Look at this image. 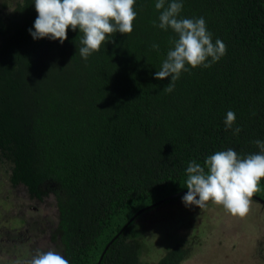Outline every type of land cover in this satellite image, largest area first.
<instances>
[{"label":"trees","instance_id":"1","mask_svg":"<svg viewBox=\"0 0 264 264\" xmlns=\"http://www.w3.org/2000/svg\"><path fill=\"white\" fill-rule=\"evenodd\" d=\"M3 1L0 158L11 165L8 185L55 207L51 236L70 264H97L138 211L182 198L190 162L203 165L229 148L242 157L260 151L254 142L264 141V0H182L180 16L203 17L213 42L227 50L208 68L187 66L170 93L163 89L171 78L154 77L176 34L154 26L156 0H136L133 31L109 37L114 42L86 60L79 29L69 28L63 44L34 40V0H12L10 8ZM229 110L236 119L226 129ZM255 194L263 203L264 179ZM137 220L101 264H150L134 232ZM187 255L177 245L157 264H181Z\"/></svg>","mask_w":264,"mask_h":264},{"label":"clouds","instance_id":"2","mask_svg":"<svg viewBox=\"0 0 264 264\" xmlns=\"http://www.w3.org/2000/svg\"><path fill=\"white\" fill-rule=\"evenodd\" d=\"M135 3L136 0H34L37 17L29 34L34 40L47 38L63 44L68 39L69 28L72 31L79 29L82 33L79 53L86 60L102 45L114 42L109 37L133 31V22L137 17ZM165 5L166 0H156L155 8L160 11L159 24L155 21L153 24L165 31L170 28L176 38L170 40L173 47L168 50L154 78L164 80L170 77V83L163 89L170 93L181 72L188 70L187 66L208 68L225 55L227 49L220 39L213 42L203 17L180 16L182 0H171ZM151 47L159 51L158 44ZM235 119V113L229 110L224 121L226 129L232 128ZM240 131L239 127L234 129V133ZM254 143L260 149L258 153L242 157L229 148L208 156L203 165L190 162L186 169L188 191L182 202L201 209L212 201L222 205L233 216L247 215L252 197L259 191L260 181L264 179V141ZM26 264H70V261L53 248L37 250Z\"/></svg>","mask_w":264,"mask_h":264},{"label":"rangeland","instance_id":"3","mask_svg":"<svg viewBox=\"0 0 264 264\" xmlns=\"http://www.w3.org/2000/svg\"><path fill=\"white\" fill-rule=\"evenodd\" d=\"M7 1L10 8L13 1ZM10 168L0 158V264H26L37 250H59L51 236L58 217L52 204L7 184ZM134 232L142 237V258L150 264L177 245L188 252L181 264H264V203L253 198L244 217L212 201L200 209L182 198L171 200L143 213Z\"/></svg>","mask_w":264,"mask_h":264},{"label":"water","instance_id":"4","mask_svg":"<svg viewBox=\"0 0 264 264\" xmlns=\"http://www.w3.org/2000/svg\"><path fill=\"white\" fill-rule=\"evenodd\" d=\"M180 193H178V194H175V195H172V196H170V197H167V198H165V199H163V200H161V201H159L158 203H155V204H153V205H151V206H148V207H146V208H143V209H141L140 211H138L131 219H130V221L122 228V230L109 242V244L105 247V249H104V251H103V253H102V255H101V257H100V260L98 261V263L97 264H101L102 263V260H103V258H104V256H105V253L107 252V250L110 248V246H111V244L120 236V234L129 226V224L131 223V222H133V221H135V220H137L139 217H140V215H142L143 213H145L147 210H149V209H153V208H157L158 206H160V205H162L164 202H168V201H171L175 196H178ZM253 196H255V195H253ZM255 197H257V196H255ZM263 203H264V200H261Z\"/></svg>","mask_w":264,"mask_h":264}]
</instances>
